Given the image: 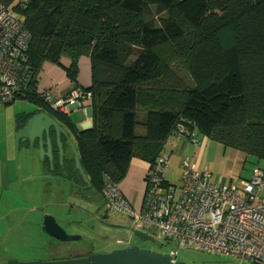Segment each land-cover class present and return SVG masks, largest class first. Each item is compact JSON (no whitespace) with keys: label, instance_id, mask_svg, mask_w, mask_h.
<instances>
[{"label":"trees","instance_id":"obj_1","mask_svg":"<svg viewBox=\"0 0 264 264\" xmlns=\"http://www.w3.org/2000/svg\"><path fill=\"white\" fill-rule=\"evenodd\" d=\"M0 2L30 35L20 60L29 77L16 99L66 127L98 193L106 182L125 178L133 157L149 168L168 143L190 141L193 133L242 152L245 161L254 156L253 166L264 169V0ZM179 57L185 72L172 62ZM85 58L87 87L78 81ZM46 63L62 68L73 83L60 98L80 91L91 127L78 129L69 111L46 100L49 90H38Z\"/></svg>","mask_w":264,"mask_h":264},{"label":"built area","instance_id":"obj_2","mask_svg":"<svg viewBox=\"0 0 264 264\" xmlns=\"http://www.w3.org/2000/svg\"><path fill=\"white\" fill-rule=\"evenodd\" d=\"M30 35L10 7L0 2V104L12 103L22 94L29 73L21 63ZM80 91L69 98L46 94L54 109L68 112L80 105ZM182 134L181 128L172 138ZM190 142L199 144L195 133ZM165 150L147 169L142 206L135 209L119 184L106 182V212L129 217L136 229H154L158 238L175 241L209 253L231 254L264 264V169L253 166L249 179L218 183L211 172L187 160L178 183L167 178L169 153ZM173 261L178 248L168 252Z\"/></svg>","mask_w":264,"mask_h":264},{"label":"crops","instance_id":"obj_3","mask_svg":"<svg viewBox=\"0 0 264 264\" xmlns=\"http://www.w3.org/2000/svg\"><path fill=\"white\" fill-rule=\"evenodd\" d=\"M38 79V90H49L56 98H60L69 93L73 85L72 81L66 77L64 70L51 63L44 64ZM78 81L82 86L86 87L91 83L90 63L86 58L80 61ZM69 112V117L78 129L91 127V110L89 107L74 105L70 108ZM37 113L39 111L33 103L18 112L13 110L10 118L11 125L7 126L4 135L0 136V262H5L9 259L30 260L32 258L30 256L18 258L12 254L14 251L28 254L29 249L31 247L36 248V246H43L49 253L53 252L56 255L55 249L49 247L54 237L44 227V214L49 213L53 206L59 208V205H70L68 203L70 198L72 199L71 207H76V202L81 205L84 204V200L74 195V192H76L74 187L62 179V177H65L64 173L69 175L78 170L75 167L74 154L68 138L72 142L73 139L69 135L66 127L59 124L66 131V134H60L63 156L66 158L64 163L60 161L59 147L53 127L50 129V136L53 139V160L44 153V150L47 149L46 143L42 146V155L40 154L41 146L39 143L40 138L38 137H35L33 147H30V141L27 138L19 139L16 145L17 132L26 125L29 119L27 117L30 114ZM51 116L55 118L53 115ZM43 139L45 141L46 136ZM14 142L17 148L16 161L13 152ZM189 143L190 141L188 139H180L177 152L181 154L183 152L186 153L189 150ZM167 150L171 157V151L169 149ZM243 160L244 154L232 149L229 155V161L234 166L233 172L230 171L227 172L228 175H223L219 183L237 182L239 178L250 177L253 164L248 169L245 177H242L244 170L241 171L240 169L238 172V169H236L239 164L243 163ZM68 162L69 165H67ZM181 164H183V161ZM169 165L167 178L169 179V175L175 176V179L178 181L182 174L181 165L178 171L174 170L170 163ZM148 166V163L144 160L133 157L124 181L119 184L126 199L135 208H140L144 200V177ZM54 167H56L55 173L52 171ZM199 168H201V164ZM207 169L209 170L208 167ZM49 175L53 176L49 177ZM61 181H65L67 185L65 186ZM70 188L74 191H70ZM37 212L41 213V222H38Z\"/></svg>","mask_w":264,"mask_h":264},{"label":"rangeland","instance_id":"obj_4","mask_svg":"<svg viewBox=\"0 0 264 264\" xmlns=\"http://www.w3.org/2000/svg\"><path fill=\"white\" fill-rule=\"evenodd\" d=\"M132 58H135V56H133ZM172 62H175L176 64L180 63L179 64L180 70L178 71H180V73L185 72V64L180 57L173 59ZM29 105H31V103L28 100L20 99V98H17L11 104H7V105L0 104V136L4 135L6 131V127L11 125L10 118L13 110H16V112H18L22 109H25ZM136 133L138 135H143L144 130L141 127H138ZM198 134L200 136V138H198L200 143L195 144L193 142H190L188 146L189 150H187L186 153L183 152V154L177 152L180 139L176 140L175 143H168L166 149H169L171 151V157L169 156V163L172 165V168L176 171L179 170L180 165L182 169V164H181L182 161L184 162L187 160L189 163H197L199 166L201 164V169H205L208 167L209 170L212 172L213 180L219 183L223 175L225 174L228 175L227 172L230 171L233 172L234 166H232V164H230L229 161V155L231 153L232 148L225 147L217 139L214 138L206 139L201 133ZM13 152L16 161L17 148L15 142L13 145ZM255 161L256 158L252 155H249L246 161L243 160V163L239 164L236 169H238V172L240 169L241 171L244 170L242 177H245V175L248 172V169L252 166L253 162ZM174 170L172 171L176 173ZM169 179H171L173 182L178 183V181L175 179V176L169 175ZM123 181L124 179L121 180L119 184ZM61 182L65 186L67 185L65 181L64 182L61 181ZM70 191H74V190L70 188ZM94 199L96 200L97 203L100 204L98 213H103L104 198L101 196L100 193H98L94 197ZM71 202L72 199L70 198L68 203L71 205ZM70 205L68 204L59 205V208H57V206H53V208L50 209V212L48 214L54 215L56 219L59 221L60 225H63L65 228H67L68 231H70V233L83 235V241L80 242H82L85 245L84 253L89 252L92 249L100 253L103 251H108L113 246V244H115L116 238L113 239L112 241L110 240V238L104 240L105 236H102L101 234L103 233L112 234L113 232H121L122 230L111 229L98 224H96L95 229L92 230L91 224L94 225V223H92L89 216L86 213L84 214L80 213L77 207H71ZM83 205L89 206V203L84 200ZM36 215L38 216V222H41V213L37 212ZM108 218L113 222H117L123 225H128L130 227L131 226L133 227L132 220L129 219L127 216L119 215V214H111L108 216ZM148 232L155 234L154 229H149ZM161 241L164 243V246L162 247L163 253L169 252L173 248H178L179 249V254L177 256L178 259L186 262L187 264H259L249 259H240L234 257L231 254L209 253L192 247H187V246L179 247L175 241H169L167 244L166 241L163 240ZM12 255L18 258H24L26 256H30L32 257L30 260H51L54 259V256L55 257L57 256V254L55 255L53 252L49 253L48 250H46V248L44 249L43 246H36V248L31 247L29 249L28 254L19 251H14ZM68 255H64L62 257H68ZM74 255H77V253H75Z\"/></svg>","mask_w":264,"mask_h":264},{"label":"water","instance_id":"obj_5","mask_svg":"<svg viewBox=\"0 0 264 264\" xmlns=\"http://www.w3.org/2000/svg\"><path fill=\"white\" fill-rule=\"evenodd\" d=\"M80 106V105H79ZM51 127L54 128L55 135L57 138V144L59 147L60 161L62 162L63 147L60 140V134H66L63 127L59 125L55 118L46 112H39L34 114L28 119L26 125L16 134V145L19 139L27 138L30 141V147H33V142L35 137L40 138V149L42 155L43 144L46 143L47 149L44 150L51 160L52 159V144L53 139H51L50 132ZM46 136L44 141L43 137ZM69 144L72 147V152L74 154L75 166L78 171L82 174L84 180L91 186V183L81 165L79 154L75 144L70 138H68ZM53 175H49L52 177ZM32 178V177H31ZM44 227L46 231L53 237L60 241L70 242L82 239V235L68 233L58 222L56 217L52 214H45L43 219ZM115 227H120L121 225H114ZM137 234L146 236L145 234L135 231ZM0 264H187L182 260L173 261L169 253L158 252L151 249L139 248L137 246H129L127 248L114 249L106 253H92L87 256L80 257H69L61 259H51V260H16L9 259L5 262H0Z\"/></svg>","mask_w":264,"mask_h":264},{"label":"flooded vegetation","instance_id":"obj_6","mask_svg":"<svg viewBox=\"0 0 264 264\" xmlns=\"http://www.w3.org/2000/svg\"><path fill=\"white\" fill-rule=\"evenodd\" d=\"M64 158L65 157L62 156L63 163L64 161H66V158L65 159ZM55 168L56 167H54L52 170L54 173L56 172ZM64 176L65 177H62V179L74 187L76 191L74 192V195H76L77 198L85 200L86 202L89 203V206H87V205H81L76 202L75 206L78 208L80 213H83V214L86 213L91 219L92 223H94V225L91 224L92 230L95 229L96 224L102 225L104 227H108L111 229L122 230L121 232H113L112 234H106V233L101 234L102 236H105L104 240L110 238V240L112 241L113 239L116 238L115 244H113V246L108 251H103L101 253L110 252L114 249H119V248H127L129 246H137L140 249L146 248V249H151V250H155L158 252H163L162 247L164 246V243L161 240L163 241H166V240L158 238L155 234L148 232V230L136 229L132 226L130 227L128 225H123V224L109 220L108 216L111 214H108L106 212V207H105L106 198H105L103 190H102V193L100 194L104 198V210H103L104 212L98 213L100 204L97 203L96 200L94 199V197L98 194V192L96 191L95 188H92V184L90 187L88 186V183L84 180L82 174L78 170L75 171L74 173H70L69 175L67 173L66 174L64 173ZM135 209H138V208H135ZM113 224L121 225V226L115 227L113 226ZM63 228L68 233H70V231H68L67 228H65L64 226ZM135 231H139L140 233L145 234L146 236L137 234L135 233ZM80 241H83V235H82V239L70 241V242L60 241L54 237L53 242L49 245L51 249H55L56 251L55 253L57 254V256L56 257L54 256V259L80 257V256H86L92 253H98L94 249L90 250L89 252L84 253L85 245ZM167 243L168 242L166 241V244ZM75 253H77V255H74ZM165 253H168V252H165ZM64 255H68V257H62ZM177 260H179L178 257H176V261Z\"/></svg>","mask_w":264,"mask_h":264}]
</instances>
